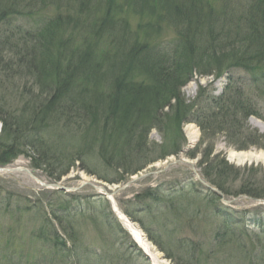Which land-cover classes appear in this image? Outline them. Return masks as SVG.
Segmentation results:
<instances>
[{"label": "trees", "instance_id": "1", "mask_svg": "<svg viewBox=\"0 0 264 264\" xmlns=\"http://www.w3.org/2000/svg\"><path fill=\"white\" fill-rule=\"evenodd\" d=\"M13 1L0 0L2 3L0 6H4L1 7L3 10L0 8V21L2 26L9 27L8 33L0 32V44L5 47L4 52L7 53L0 56V80H3L1 78L3 74L6 77L12 72L10 76L15 72L17 75L25 74L24 77L31 76L34 79L33 83L43 87L44 91L48 90L49 94L42 98L44 102L36 106L31 105L32 99L31 102L26 99L27 103L24 107L36 111L34 120L26 124L28 127L31 126L30 130L33 134L27 137L23 135L22 128L16 125L19 124L16 122L19 120L13 116L11 118L14 113L12 104L4 99V102L0 101L2 103H0V112L3 110L2 105L9 108L0 120L3 122L4 131L0 137V165L12 162L22 151L27 152L23 150L26 147L36 152L37 156L29 154L36 166L47 165L50 159H56L58 153L56 147L60 141L62 144L68 143L75 138L76 133L81 131L85 135L88 131L90 137L83 138L81 146L84 147L91 141L99 144V148L90 149V155L98 157L101 166L106 165L113 170L114 161L116 168L121 167L126 170L118 180H112L121 183L128 174L133 173L131 167L129 169L125 167L128 159L140 155L143 151L150 153L153 150L149 148L150 144L157 146L156 149L159 151L165 152L164 157L177 154L182 149L176 144L177 141L186 139L183 132L184 123L194 121L200 126L203 143L205 137L213 135L214 129L225 132L228 141L234 142L230 131H233L232 135L243 131L239 119L246 120L250 115L258 114L257 107L248 93H251V89L264 93L262 89L264 87V0H255V4L249 8L250 11H244L239 15H226L228 11L222 10L221 15H225L222 18L211 11L210 5L207 11V8L203 10L204 5H207L206 0H187L185 6L173 4L175 0H130L128 6L124 0L118 2L116 0H17L15 4ZM146 9H152L148 16ZM132 16L146 19L147 22L138 23L137 29L133 30L130 20ZM21 18L22 22L26 20L28 24H22L19 21ZM152 20L157 26L153 25ZM15 23L20 25L13 27ZM165 23L168 25L174 23L176 26L186 23L189 26L185 29L186 39L180 40L173 53L163 51L161 48L157 50L150 44V41L156 39L153 35L157 32L154 31H160V26ZM216 26H220V31H216ZM244 29L246 35L243 34L241 38L240 34ZM110 32L116 33V38H113L116 40L114 43L111 41L106 46H102L101 38ZM140 33L147 36L143 42L140 40ZM236 38L245 40L242 48L236 45L238 41ZM234 69L253 73L251 82H243L241 77L233 74ZM105 72H109L113 77V80L107 84L105 80L101 82ZM196 72L200 75L215 76L227 73V83L223 92L220 95L206 96L201 87L197 95L201 101L196 99L192 103L187 102L182 89L193 79ZM33 87L34 85L30 88V93L34 91ZM87 93L93 95L89 97ZM62 95L66 96L65 105L61 103ZM204 98L207 99L209 106L198 109L197 105L203 103ZM99 105L104 110L98 111ZM20 112H24L23 109ZM49 115L51 116L48 117ZM44 118L55 121L52 125L54 128L48 133L50 135L57 133L59 137V142H54L53 146L47 144L43 137L38 138L35 134L39 130L48 131L45 122L49 119ZM152 122L153 124H149ZM163 122L170 132L175 131V136L167 134L166 129L161 126ZM146 124H149L148 129L145 128ZM22 125L25 128V124ZM68 127H72L75 132L69 133L68 129L66 130ZM135 128L138 133L145 130L139 136L140 139H149L151 130L156 129L162 134L163 142L158 144L154 140L143 139L137 144L132 137L133 134H137ZM237 139L241 137L238 136L236 141ZM245 139L251 141L253 145L263 146V142L259 143V141L264 140V135H258L256 132L250 135V132H246ZM141 144L147 146L143 148ZM135 147L141 149L135 152ZM171 148L174 150L168 152ZM207 148L205 156L199 159L203 178L214 184L226 196L235 193L228 189L226 180L229 181L230 174L238 179V169L225 158L210 162L211 152L208 150L212 148L210 146ZM84 150L85 155L88 154L89 149L84 148ZM196 153L188 152L187 156L194 158ZM36 158H39V161ZM147 159L150 158L139 157L140 161ZM70 167L68 164L63 165L56 179L66 174ZM112 173L116 175L115 172H109V175ZM97 176L104 180L106 178L104 174ZM253 182L255 185L259 184L261 188L242 189L241 193L258 198L264 197V182L251 181V186L254 185ZM196 184L174 188L171 182L161 183L154 188L146 189L144 194L142 192L137 194V203L142 211L148 210L147 212L156 216L165 217V212L173 213L171 222L175 233L184 227L187 229L195 226L196 224H192L196 220L201 216L205 219L209 213H218L219 216L224 217V230L203 231L199 222V225L195 226L198 230L193 229L197 234L195 237L176 236V240L167 245V242L155 238L151 229L137 219V210L135 212L127 210L126 214L133 220L140 221L150 240L160 245L166 256L175 260L176 264H180L179 261L181 264H216L219 255L226 251L223 248L227 249L231 243L230 240L238 243L235 248L245 253L249 260H257L255 258L260 256L254 255L253 250L243 248L247 245L246 236L251 234L245 230L243 223L252 222L258 226V231L264 233V215L251 210H234L220 204V196L213 190L202 197ZM164 186L171 187L173 191L167 195L170 198L166 201L161 199ZM140 196L144 199H140ZM151 201L156 204L154 207L151 206L153 205ZM105 202H108L106 198ZM61 212L51 210V230L53 229L55 236L46 237V239L51 238V245L58 252L66 250L64 237H61L58 228L55 230L53 226V222H56L58 227L64 228L66 219L63 217L65 214ZM177 218H181L179 223L176 221ZM64 229L66 236L74 241L71 251L83 259V255L88 254L89 249L82 246L80 241L75 244V239H78L75 229ZM254 233L260 240L259 237L262 236L257 231ZM207 234L214 235L212 240L215 241L212 245H207ZM67 249L69 250L70 247ZM5 250L7 259L0 262L23 264L22 260L9 253L10 250L9 252L8 249ZM229 255L226 252V256ZM214 256L216 259L210 260ZM228 259L230 260V258L226 260ZM40 261L34 260L32 264H41ZM64 262L61 264H85L84 260L80 259Z\"/></svg>", "mask_w": 264, "mask_h": 264}, {"label": "rangeland", "instance_id": "2", "mask_svg": "<svg viewBox=\"0 0 264 264\" xmlns=\"http://www.w3.org/2000/svg\"><path fill=\"white\" fill-rule=\"evenodd\" d=\"M1 1L7 2L9 0ZM116 1L118 2L120 0ZM254 1L255 0H206L205 2L207 5H204L203 10L207 8V11L210 5L211 11L217 17L222 18L225 16L221 15L222 10L228 11L226 15H239L244 11H250L249 8L255 4ZM16 2L17 0H14L13 4ZM124 2L126 6H128L127 4H129L128 2H130V0H124ZM186 2L187 0H175L173 1V4H176L177 6L184 4L185 6ZM0 5H2V3H0ZM1 7L4 6H0V8ZM1 10L3 9L1 8ZM151 11L152 9L145 10L147 16ZM22 20V18L19 19L20 22H22ZM130 20L133 30L137 29L138 23L147 22L146 19L142 20L137 16H132ZM152 22L154 23V26H157L155 21L152 20ZM22 24L26 25L28 24V21L25 20ZM19 25L20 23H15L13 27H18ZM160 27V31L155 30L154 32L157 33L154 35L152 34L156 39H153L152 42L150 41V44L157 50L161 48L163 51L173 53L175 47H178L180 44V40L186 39L185 29L189 26L186 25V23H182L179 26H176L174 23H169V25L168 23H165ZM0 28V32L8 33L9 31V27H6L5 25L2 26L1 21ZM215 29L216 31H220V26H216ZM243 34L246 35V29L240 34L241 38ZM115 36L116 33L113 34L112 32L103 36L100 40L102 41V46H106L109 42L111 43V41L114 43V40L116 39L113 38ZM146 38V34L140 33V40L142 42ZM236 39H238L236 45H240L242 48L245 40L239 38ZM4 48L5 47L0 44V56L7 55V53L4 52ZM12 73H9V76L7 77L4 74L1 76L3 80H0V95H3L4 98L0 97V101L4 99L12 104L14 113L11 115V118L14 117L19 120H15L19 123L16 125L22 128L23 135L27 137L28 135L33 134L30 130L31 126L28 127L26 124L30 120H34L33 118L35 117L36 111L32 109L30 110L26 106L24 107L27 103L26 99L30 102L32 99L31 105L36 106L44 102L42 98L48 96L49 92L48 90L44 91L43 87L40 85L36 83L34 84V79L31 76L26 78L24 77L26 76L25 74L17 75L16 72L13 76H10ZM233 74H236L237 77H241L245 83H250L252 79L251 75H253L250 71L242 69H234ZM103 80H105L107 84V82L113 80V77L110 76L109 72H105L103 79H101L102 83ZM226 82V75L219 77L215 75H200L196 72L194 73L193 79L183 86L182 91L187 102L192 103L196 99L201 101V98L197 97L201 87L206 96H215L222 92ZM33 85L34 93H30L29 90ZM262 89H264V87ZM248 94L256 105L258 114L250 115L246 120L238 117L241 118L239 119V122L241 126H243V131L238 132L236 135H232L233 131H230L231 138L235 143L233 141H228V136L225 132H218L215 129L212 131L213 135L205 137L203 143L201 141L202 131L200 126L194 121L187 122L183 126V132L186 139H182L183 142L177 141L176 143L182 148L177 154H171L164 157L165 152L159 151L156 149L157 146L150 144L149 148L153 149L150 153L143 151L140 155L128 159L125 167L126 169L131 167L130 170H132L133 173L128 174L126 179L121 183L112 180H118L120 175L126 170L124 171L121 167L116 168L114 161L112 163L113 170L106 165L101 166L99 162L101 160H99L98 157L90 155V149L99 148V144L91 141V143L86 144L84 147L81 146L83 138L86 139L90 137L88 131L85 135L80 131L78 134L76 133L74 135L75 138L72 141L62 144L61 141L59 142L57 133L55 135L48 134L54 128L52 125H54L55 121H51V118H44L47 120L49 119L45 122V126L48 125V131L43 132L42 130H39L35 132V134L38 135V138L43 137L49 145L54 144V142H59L56 147L58 149V153L55 157L56 159H50L49 163H46L47 165L44 164L40 165L41 167H38L34 164L35 161L30 157L31 155H29L32 154L33 156H37L36 152L33 149L26 147L23 150H26L27 152L22 151L12 162L6 165H0V260L1 258L5 259L7 257L6 248L8 249V252L10 250L9 253H13L14 257L22 260L23 264H32L34 260H41V264H61L65 263V260L79 259L84 260L85 264H87V262L89 264H176L177 262L175 260L166 256V253L159 247L160 245H157L150 240L148 233L143 229L138 220H141L151 229L155 238L167 242V245H169L176 240V236L180 237L182 235L195 237L197 234L194 233L193 229L198 230L195 226H198L199 222L201 230L203 228V231L224 230V217L219 216L218 213H209L205 219L201 216L199 220H196L195 223L192 224H196L195 226L188 227L187 229L184 227L182 230L176 231L175 233L174 225L171 222V218L174 216L173 213L165 212V217H163L156 216L154 213H149L147 212L148 210L142 211L140 205L137 203L138 199H136L137 194L141 192L144 194L146 189L154 188L165 182H171V186L174 188H181L182 186L185 187L186 185L197 183L196 188L201 191L202 197L212 191L209 189L210 185H212L211 187H213V191L220 196V204L229 206L234 210L245 209L247 211H254L259 215H264V197L258 198L246 193H241L242 189L244 190L251 187L261 188L259 184L255 185L254 182V185L251 186V181L264 182V159L256 158L254 156L264 152V140L260 139L259 143L263 142V146H259L253 145L251 141L245 139L246 132H250V135L255 132L258 135H264V93H258L257 89H251V93ZM65 95H62L63 98L61 103L63 105L67 104V101H65ZM92 95L93 94L91 93H87V96L89 97ZM204 99L205 100L202 99V101H204L203 103H200L199 105L196 104L198 109L209 106L208 101H206L207 99ZM100 100H102V98ZM2 106L3 110L0 112V120L3 119L2 116L9 111V108L5 107L6 105ZM21 109H23L24 112H20ZM97 110L102 111L104 108L99 105ZM50 116L51 115L48 117ZM165 119H163V121ZM257 121L260 125L256 124ZM21 122L25 124V128ZM149 124H153V122ZM149 124H146L145 128L148 129ZM161 124V126L166 129L168 135L175 136V131L170 132L167 127L163 125L164 122ZM189 126H193V131L197 135L193 141L190 140L187 133ZM67 129L69 133L75 132L72 127H68L66 130ZM144 131L145 130H142L141 133L136 131L138 135H132L137 144L141 143L143 139L145 141L154 140L158 144L163 142L162 134L156 129L151 130L149 139H140L139 136L142 135ZM3 132V122L0 121V137L3 135ZM238 136H240L241 139H237L236 141ZM169 140L171 142L173 141L172 139ZM256 141L257 140L255 139L254 142ZM141 145L143 148L147 146V144ZM209 146L212 148H210L211 150H208L211 152L209 157L211 159L210 162H216L220 158H225L230 164L238 169V179H235L233 175L230 174L228 177L229 181L226 180L228 189L232 190V193H235L226 196L221 190L217 189L214 184L205 180V177L203 178L204 175L201 172L199 159L205 156V150ZM84 148L89 149V151H87L88 154L86 155ZM140 149L141 147L137 148L135 152H138ZM160 149H162V147ZM173 150L174 149L171 148L169 151L168 149L166 151L170 152ZM188 152L193 154L197 152L196 157L191 158L187 156ZM77 153H79V155ZM139 157H148L150 159L145 161H142V159L140 161ZM36 160L39 161V158H36ZM151 160L154 161L148 163ZM65 164H68L71 167L66 174L64 173L60 178L56 179V175ZM143 166L145 167L142 168ZM203 166L208 167L207 165ZM114 167L116 169H114ZM4 168H14L16 170L7 172L3 170ZM139 168L142 169L139 170ZM92 172L104 174L106 176V181L98 177V174ZM109 172H115L116 175L113 173V175H109ZM201 179H203L204 182ZM261 186L263 187V185ZM114 190L116 192H114ZM171 190V187L164 186L161 196L162 201L169 200L170 197L167 195L173 192ZM105 198L108 202H105ZM139 198L144 199L143 196H140ZM151 203L153 204L151 205L152 207L156 205L154 201H151ZM51 210H54L57 213L62 211L61 213L65 214L63 215L64 219H66L64 228L67 230L75 229L77 232L76 235H78V239H75V244L80 241L82 246L89 249V253L84 254L83 259L71 251L74 241L66 236L65 229L58 227L56 222H53V226L55 230L58 228V232L62 235L61 237H64L66 241V250L58 252L52 247L51 238L46 239L49 235L55 236V232L52 231L53 229L51 230ZM127 210H130L131 212L137 210L136 217L138 220H133L129 217V215L126 214ZM122 215L124 217L127 216L132 223L137 224L141 228L149 241L160 253L161 256H159V259H154L145 248L141 246V243L135 240V235L122 221ZM180 220L181 218L176 219L178 223ZM243 224L245 230L251 234L246 236V247H243L242 245L240 246L245 249L253 250V254L260 257L255 258L257 260H249L245 253L239 248H235V245L238 243L230 240L231 243H228L229 245L227 246V249L222 247L226 251L219 255L218 263L216 264H264V233L258 231V226L252 222L249 223L247 221ZM158 229L163 230V232ZM255 231L262 236L259 237L260 240L257 239V235L254 233ZM224 235L226 236L227 234ZM207 236V245H212V242L215 241L212 240L214 235L207 234ZM229 238L232 239V237ZM163 245L165 247L167 246L165 244ZM69 247L70 249L68 250L67 248ZM226 252L230 255L226 256ZM236 252L238 254H236ZM227 258H230V260H226ZM214 259H216L215 256L210 260ZM223 261L225 262L223 263ZM179 262L181 264V261ZM0 264L3 263L0 262Z\"/></svg>", "mask_w": 264, "mask_h": 264}, {"label": "bare ground", "instance_id": "3", "mask_svg": "<svg viewBox=\"0 0 264 264\" xmlns=\"http://www.w3.org/2000/svg\"><path fill=\"white\" fill-rule=\"evenodd\" d=\"M256 124L260 125L259 122L257 121ZM193 126H189L187 129V133L190 137V140H194L196 138V133L193 131ZM256 158H261L264 159V152L258 154L257 156L254 155ZM122 221L125 223L127 228L135 235V240L139 243H141V246L145 248V250L154 258V259H159L160 253L156 249V247L149 241L147 236L144 234V232L141 230V228L135 224L132 223V221L127 217L123 216L121 217ZM132 234V235H133ZM133 235V236H134Z\"/></svg>", "mask_w": 264, "mask_h": 264}, {"label": "water", "instance_id": "4", "mask_svg": "<svg viewBox=\"0 0 264 264\" xmlns=\"http://www.w3.org/2000/svg\"><path fill=\"white\" fill-rule=\"evenodd\" d=\"M3 170L8 171V170H15V169L4 168ZM114 192H116V191L114 190Z\"/></svg>", "mask_w": 264, "mask_h": 264}]
</instances>
